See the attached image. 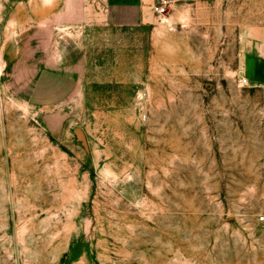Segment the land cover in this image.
Returning <instances> with one entry per match:
<instances>
[{
	"label": "rangeland",
	"instance_id": "374dc122",
	"mask_svg": "<svg viewBox=\"0 0 264 264\" xmlns=\"http://www.w3.org/2000/svg\"><path fill=\"white\" fill-rule=\"evenodd\" d=\"M46 1L0 0V264H264V86L243 73L264 3L173 2L116 42ZM64 57L126 81L40 105Z\"/></svg>",
	"mask_w": 264,
	"mask_h": 264
},
{
	"label": "crops",
	"instance_id": "0c3cea01",
	"mask_svg": "<svg viewBox=\"0 0 264 264\" xmlns=\"http://www.w3.org/2000/svg\"><path fill=\"white\" fill-rule=\"evenodd\" d=\"M158 0H51L46 1L45 9L67 11L73 15L67 21L57 24L75 25L83 28V33L108 34L109 38L117 42L132 40V32L136 30H146L151 26L155 19L154 6ZM179 3H191L197 0H172ZM264 3V0H259ZM94 11L86 17L85 11ZM64 20V19H63ZM85 27H92L86 29ZM105 35V34H104ZM254 42L260 43L259 53H244V75L249 83L257 86H264V29L253 37ZM115 52V51H114ZM126 53V48L118 51V57ZM124 56V55H123ZM257 58H261L257 59ZM100 59V57H99ZM48 60V59H47ZM58 64L54 60H48L42 67L43 76L37 78L38 88L46 91H56L55 97L49 101L40 102L45 107H55L73 100L80 93L83 97L90 96L89 90L110 89L112 85L126 81L121 78H98L91 77V70L97 68L92 63L91 67L86 63L85 57L74 60L64 57ZM116 64V63H115ZM107 70V67H104ZM109 69V68H108ZM119 65L112 69L116 73L121 71ZM114 71V72H115ZM44 84V85H40ZM57 95V96H56ZM97 98V94L95 95ZM101 96V95H100ZM114 98L116 96L114 95Z\"/></svg>",
	"mask_w": 264,
	"mask_h": 264
},
{
	"label": "built area",
	"instance_id": "2783aa9c",
	"mask_svg": "<svg viewBox=\"0 0 264 264\" xmlns=\"http://www.w3.org/2000/svg\"><path fill=\"white\" fill-rule=\"evenodd\" d=\"M173 3L172 0H158L157 3L154 6V13L156 17L159 19L161 17H164L167 8Z\"/></svg>",
	"mask_w": 264,
	"mask_h": 264
}]
</instances>
